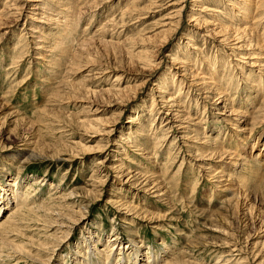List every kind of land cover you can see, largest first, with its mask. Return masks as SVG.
<instances>
[{
	"label": "rangeland",
	"instance_id": "1",
	"mask_svg": "<svg viewBox=\"0 0 264 264\" xmlns=\"http://www.w3.org/2000/svg\"><path fill=\"white\" fill-rule=\"evenodd\" d=\"M260 62L264 0H0V187L35 209L0 264H264Z\"/></svg>",
	"mask_w": 264,
	"mask_h": 264
},
{
	"label": "bare ground",
	"instance_id": "2",
	"mask_svg": "<svg viewBox=\"0 0 264 264\" xmlns=\"http://www.w3.org/2000/svg\"><path fill=\"white\" fill-rule=\"evenodd\" d=\"M8 8V7H7ZM201 10V9H200ZM203 10V9H202ZM8 11V10H7ZM228 39H230V38H228ZM260 59V58H259ZM257 59H254V61H256ZM257 62V61H256ZM256 62L254 63V65L256 64ZM261 63V65H260V67L262 68V70H264V62H260ZM259 64V63H258ZM259 67V66H258ZM262 89V88H261ZM176 97V96H175ZM174 97V99H176ZM170 100L171 99H173V98H169ZM183 104L184 103H178V106H183ZM260 106V105H259ZM234 109V108H233ZM240 110V109H239ZM262 110H263V108L261 109V112H262ZM181 111V110H180ZM235 111H236V109H235ZM182 112H183V110H182ZM237 113H239V112H237ZM235 114V113H234ZM168 115V114H167ZM243 115V114H242ZM251 118H252V115H251ZM173 120V119H172ZM234 120H236V121H238L239 120V118L238 119H234ZM169 123V122H168ZM171 123V122H170ZM173 123V122H172ZM249 123V122H248ZM167 125V124H166ZM246 125H247V122H246ZM247 127V126H246ZM249 128V127H248ZM251 128V127H250ZM207 133V132H206ZM205 137H207V138H209V135H206ZM208 140L209 139H205V141H207V146H208ZM204 141V142H205ZM211 141V140H210ZM209 147V149H211V148H215V147H210V145L208 146ZM217 147V146H216ZM220 148V147H219ZM217 150V149H216ZM206 151V150H205ZM223 151V150H222ZM221 151V152H222ZM226 151V150H225ZM210 152H213L214 153V151H210ZM218 152V151H217ZM228 152V151H227ZM202 153V152H201ZM200 153V155H204V153H202L201 154ZM225 153V152H224ZM229 153V152H228ZM208 154V153H207ZM211 155H212V153H210ZM215 154H216V152L214 153V156H215ZM221 154V153H220ZM209 155V154H208ZM217 155H219V153L217 154ZM204 157V156H203ZM28 158V157H27ZM222 158V157H221ZM246 161V160H245ZM234 162V161H233ZM201 166V165H200ZM13 180H11V182H12ZM15 182V181H14ZM144 182V181H143ZM142 182V183H143ZM142 183H140L141 185H142ZM135 184V183H134ZM14 185L15 184H13V183H8V186H10V187H5V186H1L0 187V190H2L5 194H1L0 195V216H1V212H2V210H5L6 208H8V206L10 207V203L11 202H15L16 204H15V206L17 207L18 206V208H19V206L20 207H28V208H22L21 210H17V211H13V212H11L10 213V211H9V213H8V215L6 216L7 218L4 220L3 219V221L2 222H0V256H2V253H4V251H6V247L8 246V244L9 245H12V241H11V244L9 243V233H12V229H14V230H16V232H19V224L18 223H15V220H17V218L15 219V213H21V212H24V211H27V209H28V212H29V210H33V212H34V210L35 209H33V206L32 207H30L29 208V206H31V204L29 203V201L27 200V197L30 195H28L27 197L25 196V194L24 193H22V192H20V191H18V189H14L13 187H14ZM139 185V184H138ZM17 186V185H16ZM159 187V186H158ZM223 187V186H222ZM10 191V193H6L7 191ZM7 205V206H6ZM13 206V205H12ZM15 207V208H16ZM5 208V209H4ZM42 209V208H41ZM13 210H14V208H13ZM4 212V211H3ZM51 212V211H50ZM24 213H22V215H23ZM42 214V213H41ZM20 217V216H19ZM15 219V220H14ZM20 221V220H19ZM22 226V225H21ZM8 228H10V229H8ZM19 229V230H18ZM18 230V231H17ZM13 232H15V231H13ZM88 240H90V238L88 239ZM92 240V239H91ZM14 241V240H13ZM85 241H86V238H85ZM98 242H99V240H97V238L96 239H93L92 241H88V243H86V244H84V245H81V247L82 246H85V250H84V252H83V254L81 253V255H82V259L84 260V258H88V255H86V252H93V254H96V255H100L101 257H106L105 259L106 260H104L105 262H104V264H106V261H110V259H111V252L113 251V249L114 248H117L118 249V247H120V249H122L124 246H121V244H122V241H121V238H120V236H110V237H108V239H107V242H108V244L106 245V246H104V247H98ZM14 244V243H13ZM16 245H12V246H14L15 248H18L19 249V246H17L18 244L17 243H15ZM20 244V243H19ZM22 245H24V244H22ZM79 247V246H78ZM77 247V248H78ZM128 247V246H127ZM27 248H30V247H27ZM27 248H22V249H26V250H28ZM126 248V246L123 248V249H125ZM21 249V248H20ZM31 249V248H30ZM17 250V249H16ZM25 250V251H26ZM133 250V252H135V254H137V251L136 250H134V249H132ZM18 252H19V250H17ZM22 251H24V250H22ZM22 251H21V253H22ZM119 251V250H118ZM10 253H11V251H9ZM14 252V251H13ZM16 252V251H15ZM35 252L36 251H34V253L33 254H35ZM75 252L76 253H79L80 251L79 250H75ZM132 252V251H131ZM9 253V254H10ZM25 254H26V252H24ZM40 253V252H39ZM124 254H125V251L123 252ZM19 254V253H18ZM120 254H122V253H120ZM77 255V254H76ZM19 256V255H18ZM21 256H22V254H21ZM26 256H28V255H26ZM39 256V255H38ZM136 256V255H135ZM3 257V256H2ZM1 257V258H2ZM20 257V256H19ZM99 257V256H98ZM13 258H14V256H13ZM16 258V257H15ZM21 258V257H20ZM25 258H27V257H25ZM37 258H39V257H37ZM124 258H125V256H124ZM137 258H138V255H137ZM148 258V257H147ZM23 259V258H22ZM33 259V258H32ZM51 259V258H50ZM99 259V258H98ZM102 259V258H101ZM100 259V260H101ZM20 260V259H19ZM78 260H80V262H81V258H79L78 257ZM148 260V263L147 264H149V259H147ZM177 260V259H176ZM134 264H139V262H138V260H135V258H134ZM156 261V260H155ZM24 262H25V260H24ZM87 262V261H86ZM99 262V261H98ZM97 262V263H98ZM119 262V261H118ZM117 262V263H118ZM170 262H172L173 263V261H170ZM167 263H169V262H167ZM177 263H179V262H177ZM19 264V263H18ZM103 264V263H102ZM173 264H175V261H174V263Z\"/></svg>",
	"mask_w": 264,
	"mask_h": 264
}]
</instances>
